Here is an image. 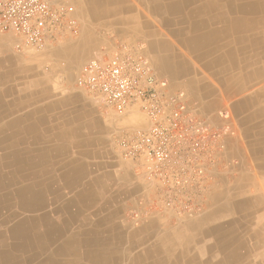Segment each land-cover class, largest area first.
<instances>
[{"label":"crops","instance_id":"0c3cea01","mask_svg":"<svg viewBox=\"0 0 264 264\" xmlns=\"http://www.w3.org/2000/svg\"><path fill=\"white\" fill-rule=\"evenodd\" d=\"M72 5L78 38L63 48L17 50L0 35V197L31 201L19 209L14 196L0 214V264H264V0ZM125 50L222 134L236 164L198 213L152 206L154 189L114 147L149 124L76 85L74 69ZM18 216L31 221L13 236Z\"/></svg>","mask_w":264,"mask_h":264},{"label":"built area","instance_id":"2783aa9c","mask_svg":"<svg viewBox=\"0 0 264 264\" xmlns=\"http://www.w3.org/2000/svg\"><path fill=\"white\" fill-rule=\"evenodd\" d=\"M78 32L72 0H0V34L15 36L17 50L43 51ZM76 85L120 118L149 124L115 136L114 147L154 189V208L182 218L205 207L226 164L222 134L191 116L182 94H167L144 55L125 50L90 60L77 70Z\"/></svg>","mask_w":264,"mask_h":264},{"label":"bare ground","instance_id":"6f19581e","mask_svg":"<svg viewBox=\"0 0 264 264\" xmlns=\"http://www.w3.org/2000/svg\"><path fill=\"white\" fill-rule=\"evenodd\" d=\"M255 9H259L258 6H255L254 7V10ZM222 20V19H221ZM223 21V20H222ZM251 21V20H250ZM262 21V20H261ZM254 22V21H253ZM245 23V22H244ZM262 23V22H261ZM227 24V23H226ZM230 24V23H228ZM174 25V24H173ZM252 26H248V30L251 28ZM252 31V30H250ZM254 31V30H253ZM232 34V33H231ZM226 35V34H225ZM263 36V35H262ZM249 40V39H248ZM251 40V39H250ZM260 40V39H259ZM237 41V40H236ZM259 42V41H258ZM233 44V43H232ZM238 44V43H237ZM236 45V44H235ZM255 45V43H254ZM233 46V45H232ZM256 47V46H255ZM251 48V47H250ZM219 55V54H218ZM247 56V55H246ZM264 78V77H263ZM1 167V166H0ZM239 173V172H238ZM10 179H8L7 181H9ZM16 182V181H15ZM244 182V181H243ZM242 183V182H241ZM16 184V183H15ZM14 185V184H13ZM243 185V184H241ZM6 186V185H5ZM11 186V185H10ZM239 187V186H238ZM230 190V189H229ZM10 192V191H9ZM231 192V191H230ZM233 192V191H232ZM4 194V193H3ZM18 197V200L20 201V198H22V201L21 202H18V203H15L16 206L19 208V209H22V208H26V207H30L31 205V201H30V198H26V197H21L19 195H16L15 193H12V194H6L2 197H0V206H1V210H0V214H2V211H7V208L9 207H12L13 205H10L9 203V200L12 199L13 197ZM247 197V196H246ZM231 199V198H230ZM232 201V200H231ZM28 204V205H27ZM7 207V208H6ZM25 210V209H23ZM249 212V211H248ZM217 213V212H216ZM253 216V215H252ZM12 218V217H10ZM3 221H9L8 219H2ZM16 220V219H15ZM18 222H14L15 224L12 226V229H11V234L13 236H16L18 235L20 232H21V227H22V224L24 221L26 222H30L31 221V218L30 216L27 217V218H23V219H20L19 216H18V219H17ZM4 223V222H3ZM24 225V224H23ZM251 231V229H250ZM49 233V232H48ZM56 238V237H55ZM55 240V239H54ZM214 245V244H213ZM19 246V245H18ZM62 246V245H61ZM60 247V246H59ZM24 248V247H23ZM27 248V247H26ZM60 249V248H58ZM57 251V249H56ZM61 253V252H60ZM182 255V254H181ZM63 256V255H62ZM65 256V255H64ZM213 258V257H212Z\"/></svg>","mask_w":264,"mask_h":264},{"label":"rangeland","instance_id":"374dc122","mask_svg":"<svg viewBox=\"0 0 264 264\" xmlns=\"http://www.w3.org/2000/svg\"><path fill=\"white\" fill-rule=\"evenodd\" d=\"M0 35H9V36H13L12 34H0ZM14 37V36H13ZM16 38V37H15ZM70 38H73V39H77L78 37H73V36H69L67 37L63 42L57 44V45H54L46 50H43V51H36V52H39V53H42V52H45L47 50H51L52 48H63L67 41L70 39ZM101 58H108L106 56V54H103L101 55L100 57H97V58H94V59H101ZM93 60V59H92ZM82 65H80L78 68L74 69V74L76 76V72L77 70L81 67ZM104 107V106H103ZM105 108V107H104ZM106 110H108L107 108H105ZM109 111V110H108ZM235 164V163H234ZM231 161H228V159L226 158V164L224 165V167L221 169V172L219 173V176H220V179L218 180V185L216 187H214L213 190H211L208 198H207V202L206 204L209 202L210 199H212L214 196H216V194L219 192V191H222L223 189H225V181L230 178V168L232 165H234ZM236 165V164H235ZM216 190H218V192H216ZM205 204V205H206ZM206 207V206H205Z\"/></svg>","mask_w":264,"mask_h":264}]
</instances>
